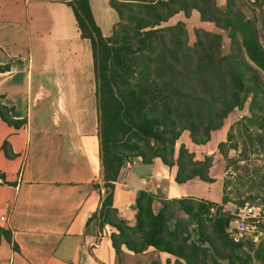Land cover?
Segmentation results:
<instances>
[{
    "label": "trees",
    "instance_id": "trees-1",
    "mask_svg": "<svg viewBox=\"0 0 264 264\" xmlns=\"http://www.w3.org/2000/svg\"><path fill=\"white\" fill-rule=\"evenodd\" d=\"M66 2L93 51L107 192L95 218L116 230L111 239L117 258L123 248L136 255L153 248L175 256V264H264V243L257 246L248 238L235 242L233 216L219 209L208 218L216 203L190 197L179 201L198 225L200 243H191L183 222L172 228L177 212L158 195L139 193L134 223L115 208L116 183L127 165L138 159L145 165L160 160L177 167L175 180L180 186L195 180L214 183L211 173L217 154L200 160L186 144L178 150L177 144L189 133L194 145H208L212 134L248 105L251 117L239 124L250 122L263 131L253 136L244 128L264 153V0H228L225 6L219 0H111L120 21L110 37L102 34L89 0ZM194 12L203 22L230 31L237 50L225 55L223 36L206 29H196L192 42L186 24L162 27L181 13L191 19ZM9 69L0 66V71ZM0 118L17 129L26 124L3 96ZM224 148L222 143L219 150L226 156ZM1 151L8 159L16 157L9 142ZM4 239L11 243L12 233L0 227V245Z\"/></svg>",
    "mask_w": 264,
    "mask_h": 264
},
{
    "label": "crops",
    "instance_id": "crops-1",
    "mask_svg": "<svg viewBox=\"0 0 264 264\" xmlns=\"http://www.w3.org/2000/svg\"><path fill=\"white\" fill-rule=\"evenodd\" d=\"M89 1L110 37L120 21L111 0ZM0 66H10L0 71V96L26 122L17 129L0 118V148L9 142L16 154L11 160L0 152V227L12 233L0 245V264H115V229L95 218L107 192L93 51L66 0H0ZM181 143L190 150L210 144ZM216 150L203 158L191 151L203 160ZM217 169L214 183L180 186L177 167L135 160L116 183L115 208L134 223L142 191L216 203L212 188L224 185ZM203 189L209 192L196 193Z\"/></svg>",
    "mask_w": 264,
    "mask_h": 264
},
{
    "label": "rangeland",
    "instance_id": "rangeland-1",
    "mask_svg": "<svg viewBox=\"0 0 264 264\" xmlns=\"http://www.w3.org/2000/svg\"><path fill=\"white\" fill-rule=\"evenodd\" d=\"M240 7L248 15H252L251 10L245 7L242 3H240ZM258 14H260V12H258ZM117 18L119 19L118 15ZM179 23L187 25L192 42L195 40L194 31L202 28L223 36V52L225 55H231L233 50H237V47H234L233 45L230 31H225L217 28L214 24L203 22L197 15L194 17L192 16L191 19H187L185 15L181 13L173 18L168 24H164L162 27H173ZM249 103H251V100ZM245 117H251L249 105L243 111L236 110L235 113L227 119L225 128L221 133L214 135V138L208 145V148L195 149L193 145H190L191 150L197 151L199 158H203L207 155L204 153L205 150L206 152H210L217 147L216 163L218 164V169L214 174L221 176L224 185L222 187L218 185L212 188V198L218 203L216 202V207L214 208L215 211H211V215H208V218H212V216L217 214L219 209H222L225 213L234 217L232 228L238 226L235 221L238 219L241 208L246 206L264 208V153L261 150L260 143L255 141V145L252 144L251 138L245 134L244 128L247 126L249 134L253 136H255L256 133L261 134L263 131H261L258 126L251 124L250 122L245 125L239 124V122ZM183 140H186L189 144H191L189 133H185L182 140L177 144V150L180 148ZM222 143H225L224 149L226 156H224L219 150V146ZM234 144L236 147H234ZM139 171L140 169H134L131 171V174H137ZM208 192L209 191L207 189H203L197 190L196 193L201 195V193ZM158 196H160L164 202L173 207L177 212V220L171 223L172 228L175 227L177 222H183L187 225V234L191 237V243H200L199 227L195 222H193V219H191L187 213L182 211L179 205V201L182 199H171L167 196L165 191L160 192ZM225 198L228 200L227 204L224 202ZM197 200L200 202L202 199ZM197 200L192 201V203L197 202ZM221 201L223 205H220ZM227 205L229 206L225 207ZM160 206L161 204L159 203L155 206V208L158 209ZM244 238L250 239L257 246L264 243V241H255L252 234L249 233H247ZM205 247H207V245ZM252 255L254 256L255 253H252ZM177 261L178 259L175 256L159 253L152 248L141 255H136L128 249L123 248L122 254L119 258H116L115 264H175Z\"/></svg>",
    "mask_w": 264,
    "mask_h": 264
},
{
    "label": "built area",
    "instance_id": "built-area-1",
    "mask_svg": "<svg viewBox=\"0 0 264 264\" xmlns=\"http://www.w3.org/2000/svg\"><path fill=\"white\" fill-rule=\"evenodd\" d=\"M215 211V209H212ZM3 221H7L2 218ZM238 224L233 228L235 231L234 240L239 243L247 233L252 234L257 242L264 241V208L246 206L240 209L238 219L235 221Z\"/></svg>",
    "mask_w": 264,
    "mask_h": 264
}]
</instances>
